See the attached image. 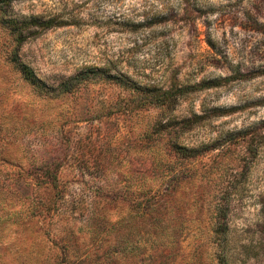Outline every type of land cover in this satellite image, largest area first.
<instances>
[{"label": "rangeland", "instance_id": "1", "mask_svg": "<svg viewBox=\"0 0 264 264\" xmlns=\"http://www.w3.org/2000/svg\"><path fill=\"white\" fill-rule=\"evenodd\" d=\"M31 16L61 25L19 42L8 20ZM89 66L111 77L59 89ZM139 85L196 88L157 105ZM224 255L264 264V0L0 9V264Z\"/></svg>", "mask_w": 264, "mask_h": 264}, {"label": "trees", "instance_id": "2", "mask_svg": "<svg viewBox=\"0 0 264 264\" xmlns=\"http://www.w3.org/2000/svg\"><path fill=\"white\" fill-rule=\"evenodd\" d=\"M14 0H0V9L4 13V15H7L9 12L10 7L12 6V3ZM8 23L13 26V31L17 35L18 41L22 42L26 38L36 37L39 34L38 27H41L42 30L44 29H51L53 27L61 25V21H59V18L57 17H41V16H31V17H23V18H11L8 20ZM27 34V35H25ZM25 35V36H24ZM21 68L23 71L24 76L31 80L34 83L39 82V78L34 72L32 68H30L28 65L24 63H20ZM97 77L106 78L111 77L107 75L102 67H94L89 66L87 69H85L82 73L78 74L77 76L71 77L70 79L64 81L59 86V89L61 91L67 92L70 91L72 88V84H77L81 82L82 80H88V79H96ZM122 85H127L126 79L120 78L118 81ZM136 89L140 90L142 93L146 94L148 97V101L152 102L157 105H165L169 104L170 102H176L180 97H182L187 92L193 91L196 86H185V87H179L177 85H172L168 89H164L162 87L157 86H142L139 85L138 87L135 86ZM185 150L188 152H196L197 153H190L192 154L191 157L198 156L201 153L198 152V149L196 148H187L185 147ZM204 152V151H203ZM234 190H237V187L233 188ZM223 228V227H222ZM226 227H224L223 231H216L219 235L217 239L219 240L220 244H227L228 240V234L227 231H225ZM223 262L227 264V259L225 258V255L223 257Z\"/></svg>", "mask_w": 264, "mask_h": 264}]
</instances>
